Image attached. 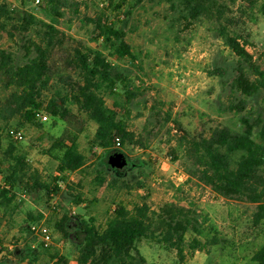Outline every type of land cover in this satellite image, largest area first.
Masks as SVG:
<instances>
[{"label":"rangeland","instance_id":"374dc122","mask_svg":"<svg viewBox=\"0 0 264 264\" xmlns=\"http://www.w3.org/2000/svg\"><path fill=\"white\" fill-rule=\"evenodd\" d=\"M69 1L78 3L79 9L77 12L74 8L65 10V16L58 21L61 43H57L52 51L53 77L44 92V99L68 97L67 105L77 116V124L84 129L78 135V144L87 164L81 171L68 174L72 194L81 193L83 203L76 205L65 194L48 199L44 192H19L9 206H0V260L28 264V260L33 259L29 249L35 237L27 232L26 225L29 216L38 219L42 215V220L45 219L54 230V245L42 252L33 264H49L54 260L53 256L63 264H77L74 246L63 240L53 227L56 220L70 211L87 219L93 218L102 229L118 205L132 209L135 203L146 197L155 210L171 203L192 207L203 221L205 234L201 241L207 243L202 251L193 254L186 249L185 259L181 261L175 251L155 242L143 241L139 249L149 264H257L252 261V256L264 244V223L258 227L252 223L256 206L225 199L210 187L189 178L184 167V152L178 146L180 137H208L217 127L240 132L241 117H248L254 123L259 115L263 124L255 128L253 139L264 145V91L248 98L232 88L238 59L218 37L216 19L201 18L190 22L178 0H126L120 8V0ZM209 1L215 8V16H221V24L241 37L242 43L248 44L246 48L253 55L254 62L264 68V0ZM172 3L176 5L172 6ZM2 5L13 8L15 14L6 30L0 27V51L13 53L17 63L22 64V38L34 37L35 33L20 32L17 17L22 11L42 19L45 15L41 4L35 2L0 0ZM98 17L127 33L126 41L135 59L119 60L110 55L94 25L88 22V19ZM76 47L101 51L111 63L128 72L130 89L136 97L125 103L130 111L126 121L135 140L125 146L117 144V147L130 161L146 163L142 170L127 172L125 181L129 189L99 188L94 184L96 164L104 156V151L92 144L97 127L78 111L72 101V90L61 80L66 76L79 80L78 72L67 64ZM217 69L222 74H212ZM11 94L12 89H6L1 80L3 149L9 142L13 143L31 169L41 175L42 181L50 182L57 175V162L46 155L45 150L51 146L52 138L75 129L51 117L45 123L38 119L29 120V110L8 117L7 101ZM104 96L107 105L114 109L111 97ZM168 115L171 117L169 122L166 121ZM11 131H21L24 139L16 142L10 138L8 141ZM7 167L0 152V188L5 187ZM138 181L143 183L142 189L137 188ZM194 238L196 236L188 233L187 245ZM16 248L23 249L29 259L19 262L13 255Z\"/></svg>","mask_w":264,"mask_h":264},{"label":"trees","instance_id":"16d2710c","mask_svg":"<svg viewBox=\"0 0 264 264\" xmlns=\"http://www.w3.org/2000/svg\"><path fill=\"white\" fill-rule=\"evenodd\" d=\"M41 1L39 5L41 4L45 19L27 11H22L17 17L20 32L35 33L34 37L22 38L20 49L23 63L18 64L13 53L0 51V81H4L6 89H12L7 101L8 117H14L21 110H29L28 119L36 121L37 113L44 110L51 118L63 121L75 130L65 131L60 137L52 138L51 146L45 150V154L57 162V175L50 182L42 181L41 175L31 169L13 143L9 142L3 149L0 133V152L8 165L4 172L5 187L0 188V206H9L19 192H44L48 199L65 194L76 205L83 203L81 193L72 194L73 187L68 182V174L81 171L87 164L78 144V135L84 129L80 123L77 124V116L69 109L68 97H52L48 101L44 99V92L53 77L52 51L57 43H61L59 37L62 33L57 28L58 21L65 16L67 9L74 8L77 12L79 4L69 0ZM125 1L120 0L118 8ZM178 3L190 22L201 18L216 19L218 22V37L238 59L237 75L232 88L248 98L264 91V68L256 65L253 55L246 48L248 44L242 43L241 37L221 24V16H215L213 4L209 0H178ZM175 5L172 3V6ZM14 14L8 6H0V27L3 30L7 29ZM88 22L94 25L97 35L112 57L119 60L135 59L131 46L126 41L127 33L123 29L116 28L101 17L88 19ZM70 57L67 64L78 72L79 80L74 81L69 76L61 77V80L72 90V101L78 111L95 123L97 128L92 144L104 151V156L96 164L98 169L94 184L99 188L129 189V184L125 181L127 172L142 170L146 163L142 160L138 163L131 161V167L122 171L114 170L108 165L109 156L123 153L117 147L118 142L120 146H125L135 140L126 121L130 111L125 103H130L136 97L130 89L128 72L120 65L111 63L103 52L91 48L76 47ZM212 74L220 75L222 71L217 69ZM104 94L111 97L114 109L107 105ZM170 120L168 115L166 121ZM240 122V132L228 127H217L208 137H180L178 146L184 152V167L189 178L210 187L225 199L254 204L256 209L252 214V223L258 227L264 223V145L256 142L253 134L255 128L263 124V120L259 115L253 123L244 116L240 118ZM10 138L8 141H11ZM136 184L138 189L143 188L142 182L138 181ZM62 186L65 188L62 189ZM28 220L26 230L31 234V225L40 222L42 215L38 219L29 216ZM53 227L63 240L74 246L77 264H149L139 249L143 241L163 245L175 251L180 260L184 261L186 249L193 254L197 250L202 251L207 244L201 241L205 234L203 221L192 207L171 203L155 210L146 197L135 203L132 209L118 205L111 211L110 218L102 229L93 218L87 219L70 211L56 220ZM188 233L196 238L187 245L185 239ZM29 251L32 252L33 259H29V255H25L21 248H16L13 255L19 262L29 259L28 264H33L42 252L31 247ZM59 261L62 263L60 259ZM252 261L264 264V244L254 253ZM11 262L8 259L0 260V264Z\"/></svg>","mask_w":264,"mask_h":264},{"label":"built area","instance_id":"2783aa9c","mask_svg":"<svg viewBox=\"0 0 264 264\" xmlns=\"http://www.w3.org/2000/svg\"><path fill=\"white\" fill-rule=\"evenodd\" d=\"M35 3L39 4L40 0H35ZM13 10V8H11ZM37 118L41 123L48 122L50 116L44 110H41L37 113ZM9 137L14 139V141H22L24 139L23 133L21 131H11V134H8ZM120 145V143H117ZM30 232L33 237H35V242L31 244V249L35 251H48L54 245V230L53 228L49 227L46 223L45 219L41 220L40 222L34 223L30 227ZM49 264H63L59 261V259L52 260Z\"/></svg>","mask_w":264,"mask_h":264},{"label":"water","instance_id":"95a60500","mask_svg":"<svg viewBox=\"0 0 264 264\" xmlns=\"http://www.w3.org/2000/svg\"><path fill=\"white\" fill-rule=\"evenodd\" d=\"M128 164V157L122 152L115 153L108 158V165L114 170L122 171Z\"/></svg>","mask_w":264,"mask_h":264},{"label":"flooded vegetation","instance_id":"af4514ba","mask_svg":"<svg viewBox=\"0 0 264 264\" xmlns=\"http://www.w3.org/2000/svg\"><path fill=\"white\" fill-rule=\"evenodd\" d=\"M128 161H129V164H128V166L126 167L127 169L130 168L131 165H132V162H131L129 159H128ZM126 168H125V169H126Z\"/></svg>","mask_w":264,"mask_h":264}]
</instances>
